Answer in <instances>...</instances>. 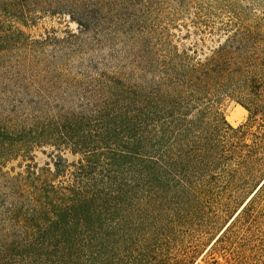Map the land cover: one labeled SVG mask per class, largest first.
I'll use <instances>...</instances> for the list:
<instances>
[{
	"label": "trees",
	"instance_id": "obj_1",
	"mask_svg": "<svg viewBox=\"0 0 264 264\" xmlns=\"http://www.w3.org/2000/svg\"><path fill=\"white\" fill-rule=\"evenodd\" d=\"M52 2L0 0V13L24 23ZM144 2L65 0L81 34L49 64L33 58L45 76L29 60L33 44L47 41L0 20L12 77L0 92V264H264V33L203 29L226 39L198 58L141 38L110 10ZM119 37L130 41L124 55L89 56L114 51ZM46 76L57 80L54 103ZM224 97L247 111L245 123H227ZM42 148L53 149L51 166L34 162ZM18 158L28 162L22 172L2 171ZM249 188L205 259L176 254L205 204Z\"/></svg>",
	"mask_w": 264,
	"mask_h": 264
},
{
	"label": "rangeland",
	"instance_id": "obj_2",
	"mask_svg": "<svg viewBox=\"0 0 264 264\" xmlns=\"http://www.w3.org/2000/svg\"><path fill=\"white\" fill-rule=\"evenodd\" d=\"M52 6L49 9H32L33 13L28 15L27 20L22 21L7 18L0 13V20L3 21L8 28L12 26L14 29L22 31L31 42L47 41L45 46L34 43L32 49V57L29 63H33L36 71L33 75H44L43 70L45 64H49L52 60L59 58L63 53H70L62 45V41L68 40L75 42L74 36L81 34V27L76 23L81 19L77 9H69L65 5V0H52ZM194 3V4H193ZM193 3L186 2L185 7L176 5V0H145L143 3L146 9H132L134 5L129 4V9H110L116 11L118 23L127 27L140 31L143 35L141 38L149 40L153 44H169L176 46L179 49H191L197 52L198 58H203L208 55L211 50L217 45L223 43L226 39L222 32H212L203 29H224L225 26H233L235 28H252L259 29L264 33V0H194ZM200 3V5H197ZM116 19H108L107 23H113ZM199 27L203 32H197ZM123 37L115 40L114 51L102 49L94 52L98 58H108L109 56L124 55L122 46L125 43L130 45L129 39L124 41ZM264 42V40H263ZM128 48V47H127ZM45 64L34 60L37 57ZM9 54H0V92L10 89L11 73L7 70L9 62ZM39 67V68H38ZM7 69V70H5ZM41 69V70H40ZM45 76V75H44ZM52 76V75H50ZM55 78L45 77L43 85L47 89L46 101L54 103L55 97H59L56 93L58 85L53 82ZM57 81V80H55ZM59 89V87H58ZM219 108L223 113L226 121L232 127H238L246 122L248 118L247 111L235 101L223 98L219 103ZM239 112L241 116L235 119L234 115ZM52 148L36 149L32 155L34 162L43 167L46 163L51 166ZM55 154H57L55 152ZM69 161L75 160L68 154H64ZM18 158L16 161H11L2 169L10 175L22 172L28 162ZM254 188V187H253ZM245 190L233 194L230 200L224 197L217 201L205 204L203 223L196 222L197 225H192L188 232L185 233L180 240L182 244L176 250V254L189 253L197 263L205 259L206 252L209 250L213 240L219 233L230 224L231 220L237 215L241 206L250 194V191ZM227 197V196H226ZM234 216V217H233ZM201 223V224H200ZM219 264L223 263L222 258L218 257ZM209 260L206 264H209Z\"/></svg>",
	"mask_w": 264,
	"mask_h": 264
},
{
	"label": "bare ground",
	"instance_id": "obj_3",
	"mask_svg": "<svg viewBox=\"0 0 264 264\" xmlns=\"http://www.w3.org/2000/svg\"><path fill=\"white\" fill-rule=\"evenodd\" d=\"M241 116V114L239 112H237L235 115H234V118L235 119H239V117Z\"/></svg>",
	"mask_w": 264,
	"mask_h": 264
}]
</instances>
